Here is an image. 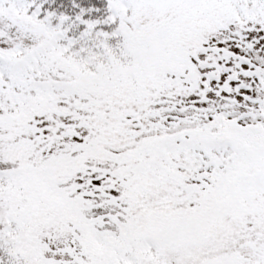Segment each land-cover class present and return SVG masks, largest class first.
Segmentation results:
<instances>
[{
	"label": "snow or ice",
	"instance_id": "1",
	"mask_svg": "<svg viewBox=\"0 0 264 264\" xmlns=\"http://www.w3.org/2000/svg\"><path fill=\"white\" fill-rule=\"evenodd\" d=\"M0 264H264V0H0Z\"/></svg>",
	"mask_w": 264,
	"mask_h": 264
}]
</instances>
